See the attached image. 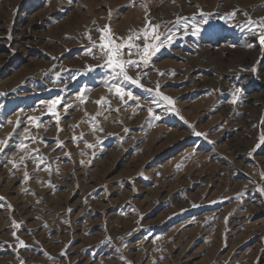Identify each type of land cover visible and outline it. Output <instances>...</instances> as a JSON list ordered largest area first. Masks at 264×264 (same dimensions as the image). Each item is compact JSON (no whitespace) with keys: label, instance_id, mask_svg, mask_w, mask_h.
Wrapping results in <instances>:
<instances>
[{"label":"rangeland","instance_id":"1","mask_svg":"<svg viewBox=\"0 0 264 264\" xmlns=\"http://www.w3.org/2000/svg\"><path fill=\"white\" fill-rule=\"evenodd\" d=\"M199 9L212 14L204 30H181L143 70L142 83L158 82L179 115L154 108L160 119L150 121L140 89L141 107L126 106L99 70L78 75L100 62L84 54L97 27L110 23L126 37L145 16L164 23ZM249 17H264V0H0V139L13 133L7 120H21L0 154V264H264V48L234 26ZM78 89L87 102L61 111L58 128L41 101H74ZM101 97L112 107L96 117L103 132L92 134ZM29 116L44 121L30 131L46 144L31 147L53 171L34 174L28 161L31 179L22 182L23 166L8 161L21 155L13 145Z\"/></svg>","mask_w":264,"mask_h":264},{"label":"snow or ice","instance_id":"2","mask_svg":"<svg viewBox=\"0 0 264 264\" xmlns=\"http://www.w3.org/2000/svg\"><path fill=\"white\" fill-rule=\"evenodd\" d=\"M174 2V0H173ZM142 7L147 8L146 4H142ZM198 7V6H197ZM212 14L206 13L203 9H199L196 13H193L191 17L187 16H177L175 21H167L164 23H153L149 16H145V24L142 29L130 31L126 37H121L115 34L111 28L110 23L105 24L103 27H97L95 31L99 34L98 40H93L91 34L87 35V40L89 41V46L85 49L84 54L92 57L95 60L100 61L98 64H86L83 71H79V76H87L91 74L103 73L102 82L106 87L108 93L113 94L119 99L124 105H129V101L135 102L136 107H141L140 101L141 97L134 95V89H140L142 92L147 94V103L149 107L147 108L148 117L150 121H155L160 119V115L154 111V108L162 109L164 112H174L179 115L178 110L175 109V101L172 97L165 95L160 91V84L157 82L153 87H146L142 83V79L147 76V72L143 71L150 67L153 62V57L160 52L162 48L170 47L171 44L177 38V34L183 31L185 35H198L203 31V27L209 24V18ZM243 15L248 16L245 12ZM111 16V10L109 9V17ZM237 16V10L225 13L222 17L225 19L226 23L231 22ZM199 17V19H197ZM235 27H240L241 29H246L248 33L258 37V43L264 48V17H259L258 19H252L249 17L244 24H235ZM235 46V45H233ZM251 47V45H249ZM55 59V58H53ZM249 71L255 72L256 68L253 67L248 69ZM135 72V75L130 74ZM163 76L165 73H159ZM77 78L76 74L69 75V80H74ZM57 81L62 80L60 73L56 74ZM243 91L240 87H237L232 93L231 103L235 104L239 99L240 93ZM3 95V94H0ZM87 90H77L75 95V100L65 101L62 96H57L47 101H41L44 105L43 112L49 114L51 118H54L56 125L59 128V123L61 119V111L67 113L69 108H72L74 103L78 105H83L87 102L88 98ZM97 105H100V110L95 116L90 117L92 134L97 131L103 132V128L100 127L99 121L96 117L103 115L106 108H111V102L106 97H101L99 100L94 101ZM63 107L61 108V105ZM119 112V109H115ZM106 118V117H105ZM183 119V117H180ZM28 123L24 129H22V135L18 143L13 145L14 150H19L21 155L17 158H13L8 162L11 164L13 170H20L23 166V181L27 182L31 179L27 171V162L31 161L35 164V173L38 174L40 171H46L49 174L52 173V164L48 161L47 157L40 151L39 147H31L32 144L45 143L38 134H33L30 129L35 127L39 129L43 126L44 121L42 117L29 116L27 118ZM8 125H14L13 133H15L16 128L20 126L21 120L19 115L15 122L12 120H7ZM185 123H187L185 121ZM5 125L0 124V128ZM76 127V126H74ZM62 131V129H60ZM125 132L129 129L125 128ZM13 133L7 134L3 139H0V154H5V148L9 147V140L11 139ZM193 133L196 136L204 135L203 133L196 132L193 129ZM83 133H81L79 139L83 138ZM78 138L73 136V140ZM260 143H264V134L260 136ZM58 146H63L62 141H57ZM85 145L89 149L95 147L94 144H89L85 141ZM257 144L256 147H259ZM84 155L85 153H81ZM70 155V154H68ZM84 161H81L83 164ZM58 172L59 169H56ZM264 176V173H261ZM51 186V181H48ZM264 193V188L258 189ZM4 197H0V201H4ZM192 207H198L193 204ZM71 209H69V212ZM13 226L17 229L20 228V224L13 221ZM13 236L16 237V233L13 232ZM20 247L28 248L30 247L25 243V241L16 237ZM111 238H109L110 240Z\"/></svg>","mask_w":264,"mask_h":264}]
</instances>
